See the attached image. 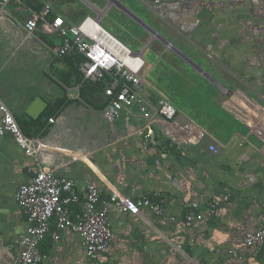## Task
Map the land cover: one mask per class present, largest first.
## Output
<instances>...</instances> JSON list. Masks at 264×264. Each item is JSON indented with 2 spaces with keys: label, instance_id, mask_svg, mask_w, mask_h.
I'll list each match as a JSON object with an SVG mask.
<instances>
[{
  "label": "crops",
  "instance_id": "crops-1",
  "mask_svg": "<svg viewBox=\"0 0 264 264\" xmlns=\"http://www.w3.org/2000/svg\"><path fill=\"white\" fill-rule=\"evenodd\" d=\"M246 1L109 0L100 8L92 0L6 4L0 0V100L20 127L28 124L25 134L42 143L38 156L32 158L12 135L0 136V264H16L19 241L29 225L16 192L41 169L75 181L82 199L73 207L74 214L84 205L89 183L100 189L102 200L115 193L127 204L148 197L164 209L156 216L147 208L123 212L112 205L113 239L107 254L92 263L81 237L65 231L59 242L48 236L41 243L47 256L42 264H264V247L252 250L244 243L248 231L264 226V119L245 108L251 103L241 95L250 92H244L238 80L229 87L235 96H228L231 102L215 99L216 85L192 62L217 81L221 78L209 61L178 42L183 34L193 35L205 20L220 27L234 24L238 52L251 59L264 58V0ZM46 4L51 6L49 23L62 14L75 22L89 15L101 23L112 11L122 27L131 24L148 41L140 51L143 58L144 51L158 43L154 64L147 67L145 60L142 94L153 107L160 98L170 101L177 110L175 119L168 122L154 115L150 123L133 108L113 123L105 121L101 115L105 94L80 98L82 83L75 82L70 67L56 53L61 39L48 34L42 23L33 34L27 33L26 21ZM141 8L145 20L139 16ZM138 19L147 26L150 19L155 29L149 27L157 34L149 39ZM157 30L190 60L160 49L164 44L158 35H163ZM247 44L245 52L241 46ZM170 58L181 67L163 62ZM67 81L73 83L67 86ZM260 81L264 88V80ZM39 119L44 123L34 126ZM143 129H152L153 137L140 134ZM193 203L202 208L204 217L188 227L186 216ZM233 249L237 257L230 254Z\"/></svg>",
  "mask_w": 264,
  "mask_h": 264
},
{
  "label": "built area",
  "instance_id": "built-area-1",
  "mask_svg": "<svg viewBox=\"0 0 264 264\" xmlns=\"http://www.w3.org/2000/svg\"><path fill=\"white\" fill-rule=\"evenodd\" d=\"M9 1L3 0V3ZM50 12L49 4L40 11L33 12L25 24L27 33L33 34L42 23L48 34L61 39L56 47L57 55L64 57L77 53L83 56L79 65L83 81L78 89H81L84 83L104 85L108 102L101 115L105 121L113 123L123 111L133 108H137L141 117L150 123L154 121V115L168 122L175 119L177 110L170 101L160 98L153 107L142 94V72L146 62L141 52L133 51L94 17L85 15L75 22L62 14L49 23L47 17ZM172 46L171 44L168 47ZM0 112V136L12 135L28 157L36 158L42 149L41 141L25 134L11 110L1 100ZM140 134L149 138L153 137L154 132L152 129L147 132L143 129ZM201 137L202 135L199 136ZM210 149L217 152L215 147ZM81 199L73 179L58 177L43 169L38 171L29 183L21 185L16 192V202L26 215L29 225L19 241L20 253L16 264H42L47 256L40 249L41 243L48 236L59 242L65 231H72L81 237L86 257L94 263L110 249L113 233L109 213L112 205L122 208L123 212L147 208L156 216L164 211L161 203H155L148 197L138 198L136 202L127 204L115 193L108 200H102L100 189L92 183L85 189L83 207L74 214L73 207L80 205ZM223 200L227 201L228 197ZM203 217L202 208L193 203L186 216V225L190 227L195 221H202ZM244 243L252 250L263 248L264 226L248 231ZM230 254L238 256L235 249L231 250Z\"/></svg>",
  "mask_w": 264,
  "mask_h": 264
},
{
  "label": "rangeland",
  "instance_id": "rangeland-1",
  "mask_svg": "<svg viewBox=\"0 0 264 264\" xmlns=\"http://www.w3.org/2000/svg\"><path fill=\"white\" fill-rule=\"evenodd\" d=\"M92 2H94L100 8H105V6L109 3V0H92ZM247 2L248 0L246 1V3ZM127 3L130 4V1H128ZM92 15L95 16V14ZM114 16L115 15L113 14V12L109 11V13L105 15L101 20V25L109 30L122 42H124L127 46H129L133 51L140 52L141 50H143L148 41L142 39L141 35H137L135 30L130 26L131 24H129V28H126V26L122 27L117 18ZM139 16H141V19L147 18L142 8L139 11ZM149 20L150 19H147L148 22L146 23L153 29H155L152 26L154 25V23ZM251 22L252 20L248 21L250 25ZM204 23L205 24H202V26L197 27L193 35L185 36L183 34V36H180L178 38V42L181 43L180 45H182L183 48H188V51H196V55L204 58V61H209L213 70L217 72L218 77L221 78V84L228 91H230L229 87H231L232 84H236L235 82L238 80L240 88L244 92H250V94H244V96L241 95L242 98H246L247 100H249V103H251L250 107L264 119V88L261 84L257 83L258 79L261 81L264 80V58L260 57L251 59L248 58V55H242V53L238 52L240 50V47L238 46L240 43L239 40H237L236 32H234L236 29V25L233 24L228 27H220L219 24L217 25L215 24V22L212 23L207 20H205ZM250 25H248L246 29L250 28ZM158 32L166 37V34L163 31ZM144 33L149 37V39L152 37L149 31H144ZM159 42L162 43V41ZM153 43L148 49L144 51V58L148 64L147 67H150L152 64H154L156 60L157 51L154 48H156L159 44L155 42V45ZM174 43H176V41ZM159 48H164V50L166 51L169 50V47L165 45L159 46ZM241 48L245 52L249 49L248 44L241 46ZM207 52H209L211 55H207ZM163 62L165 64H168L169 66H173L174 62H176L177 65L175 67L177 68H179V66L181 67L182 65L180 62L177 63V60H174L173 58L164 60ZM152 74H154V72H152ZM218 77L216 76L217 79H219ZM197 82L200 83L198 80ZM200 85L203 88L208 87L207 82H202L200 83ZM214 87L216 90L213 89L212 93L215 99L223 104L226 103V101L231 102V99L229 98L230 96L227 95L226 90L222 89V92H220L216 86ZM234 88L237 87L235 86ZM232 104L238 107V109H240L241 111L245 112L247 115L251 116L246 109H241L235 102H232Z\"/></svg>",
  "mask_w": 264,
  "mask_h": 264
},
{
  "label": "trees",
  "instance_id": "trees-1",
  "mask_svg": "<svg viewBox=\"0 0 264 264\" xmlns=\"http://www.w3.org/2000/svg\"><path fill=\"white\" fill-rule=\"evenodd\" d=\"M63 60H64V63L67 64L70 67L71 75H74V77L76 79L75 82L76 83L82 82L83 81V77H82V74H81V72L79 70V65H80V62L83 60V56L80 55V54H77V53H73L72 55L64 56ZM72 83H73V81H67L66 85L70 86ZM97 94H105L104 85L102 83L96 84V85L90 84V83H84L82 88H81V91H80V98L86 100V98L93 97V96H95ZM107 102H108V99L106 98V101L104 102V104H102V108L105 106V104ZM60 104H62V103H60ZM37 123L42 124L44 122H42V119H39V120L33 122L34 126ZM27 125L28 124L21 125V127L24 130V132L28 131L27 130ZM27 134L29 136H32L31 133H29V132H27Z\"/></svg>",
  "mask_w": 264,
  "mask_h": 264
},
{
  "label": "water",
  "instance_id": "water-1",
  "mask_svg": "<svg viewBox=\"0 0 264 264\" xmlns=\"http://www.w3.org/2000/svg\"><path fill=\"white\" fill-rule=\"evenodd\" d=\"M138 22L142 25V27H144L145 29H146V31H149L150 33H151V36H153L154 35V33L155 34H157V32L155 31V30H153V29H151V27H149V26H147V25H145L144 24V22L143 21H141L140 19H138ZM159 37H160V41H162V43L165 45V46H169V45H171L172 43L168 40V39H166L165 37H163V36H160V35H158ZM173 51H176V53H180L181 55H182V57H185V58H187V60H190L189 59V57H187V56H185V55H183L180 51H179V49L177 48V47H175L174 46V49H172ZM194 62V61H193ZM192 62V64H196L195 66L197 67V69H198V71H200L201 73H203L212 83H214L215 85H216V87H218L220 90H226V93H227V95H229V96H231V97H235L234 96V94L231 92V91H228L219 81H217L215 78H213V77H211L210 75H208L207 73H206V71L200 66V65H198L197 63H193ZM239 102V101H238ZM242 103V102H241ZM243 105H245L244 103H242ZM245 108L247 109V110H249L251 113H253V114H255L256 112L252 109V108H250V107H248L247 105H245ZM255 112V113H254ZM34 116V115H33Z\"/></svg>",
  "mask_w": 264,
  "mask_h": 264
},
{
  "label": "flooded vegetation",
  "instance_id": "flooded-vegetation-1",
  "mask_svg": "<svg viewBox=\"0 0 264 264\" xmlns=\"http://www.w3.org/2000/svg\"><path fill=\"white\" fill-rule=\"evenodd\" d=\"M172 45H173V43H172ZM172 49H174V45L172 46V48H169V50H172ZM180 51V50H179ZM183 55H185L182 51H180ZM186 56V55H185ZM183 58H185V57H183ZM186 60H187V58H185Z\"/></svg>",
  "mask_w": 264,
  "mask_h": 264
}]
</instances>
